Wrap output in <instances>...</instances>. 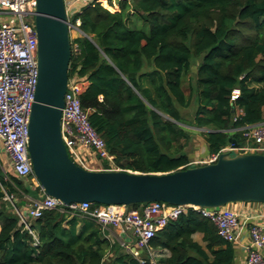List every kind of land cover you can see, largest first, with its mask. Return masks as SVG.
Wrapping results in <instances>:
<instances>
[{
  "label": "trees",
  "instance_id": "obj_1",
  "mask_svg": "<svg viewBox=\"0 0 264 264\" xmlns=\"http://www.w3.org/2000/svg\"><path fill=\"white\" fill-rule=\"evenodd\" d=\"M79 9L68 77L86 82L81 107L119 168L168 172L186 164L194 131L185 125L202 129L211 154L229 137L241 144V128L264 120V0H119L115 11L100 3ZM4 166L0 160V264H235L236 245L192 208L150 238L151 249L169 252L154 262L145 250H122L99 223L65 206L25 225L14 206L42 190Z\"/></svg>",
  "mask_w": 264,
  "mask_h": 264
},
{
  "label": "built area",
  "instance_id": "obj_2",
  "mask_svg": "<svg viewBox=\"0 0 264 264\" xmlns=\"http://www.w3.org/2000/svg\"><path fill=\"white\" fill-rule=\"evenodd\" d=\"M110 2L113 1L64 0L70 30L75 29L81 33L79 18H73L74 13L80 10L79 5L92 6L100 3L108 7ZM34 7L35 0H0V9L9 18L8 22L0 21V142L8 154L13 173L22 179H30L39 186L27 151V122L37 81ZM72 48L77 50L76 44ZM85 85V81L75 82L69 79L64 94L60 129L67 153L84 169H121L113 162V156L106 150L104 140L91 126L87 111L81 107L78 95ZM238 92L237 88L233 89L231 99L236 98ZM241 130L244 137L241 144L233 146L229 143L217 152L193 158L179 168L214 162L220 152L227 150L236 153H264V122L247 125ZM103 161L107 164L104 165ZM4 199L13 203L12 195L5 194ZM246 203H254L256 207H250L245 213L231 208V203L212 208L162 201L147 202L138 208L122 204H98L91 207L93 203L88 201L63 204L59 199L44 194L42 198L32 199L25 210L15 206L14 210L25 225L29 219L38 217L44 209L65 206L84 212L103 229L109 226L120 227L125 237L128 234V240L121 238V247L134 255L145 250L150 261L154 262L153 249L149 247L150 238L169 219H175L187 208H192L210 219L221 238L244 248V264H264V203ZM140 262L144 261L140 259Z\"/></svg>",
  "mask_w": 264,
  "mask_h": 264
},
{
  "label": "water",
  "instance_id": "obj_3",
  "mask_svg": "<svg viewBox=\"0 0 264 264\" xmlns=\"http://www.w3.org/2000/svg\"><path fill=\"white\" fill-rule=\"evenodd\" d=\"M37 81L27 122V151L44 194L63 204L147 203L203 208L264 203V153L222 151L216 161L168 172L93 170L77 165L61 138L60 117L69 82L71 36L64 0H35ZM228 142L236 146L232 137Z\"/></svg>",
  "mask_w": 264,
  "mask_h": 264
},
{
  "label": "crops",
  "instance_id": "obj_4",
  "mask_svg": "<svg viewBox=\"0 0 264 264\" xmlns=\"http://www.w3.org/2000/svg\"><path fill=\"white\" fill-rule=\"evenodd\" d=\"M8 20H9L8 15L0 9V21L8 22ZM263 122H264V120L259 122V123H263ZM7 156H8V154L6 153V151L3 148L2 143L0 142V160L2 162L6 163ZM3 168H4V170H7L5 168V166ZM31 183H32V189H34L36 185L33 182H31ZM37 195H38L37 198H42L44 196V193L42 191V192H39ZM17 200L19 201V199H17ZM31 201H32L31 196H28V195L23 196L20 199V204L22 205L21 210H25L27 205ZM230 206H231V208H233L234 210H236L240 213H245L246 211H249L250 207H252V206L256 207V205L254 203L251 204V203H246V202H244V203L235 202V203H231ZM103 231H104L103 236L105 238H107L111 243H114V242L117 243L120 247H121V245H120L121 238L128 240L126 238L128 234H126V237H125V235L123 234L120 227L109 226V227L104 228ZM193 237L195 240H197L203 244V242L201 241V234L199 232L195 233L193 235ZM236 247H237V254H236L235 264H244V261H245L244 248L241 245H236ZM121 249L124 250L122 247H121ZM168 253L169 252L166 249H153V259H154V261H156V260L160 259L161 257L168 255ZM112 254H113V252L108 250L106 252V255L104 258L105 261H109Z\"/></svg>",
  "mask_w": 264,
  "mask_h": 264
},
{
  "label": "rangeland",
  "instance_id": "obj_5",
  "mask_svg": "<svg viewBox=\"0 0 264 264\" xmlns=\"http://www.w3.org/2000/svg\"><path fill=\"white\" fill-rule=\"evenodd\" d=\"M113 2H110L107 4V6L109 7V9H111V11H115L118 10V2L117 0H112ZM137 25L139 27H143L144 29H147V26H141L140 22H137ZM79 33L77 32V30L73 29L70 30V36L71 38L77 36ZM184 86L186 87V81L184 82ZM195 107V105L193 106ZM192 107L187 108L186 110H184V115L186 117V119H190L191 115H192ZM185 127L193 130L194 132H192V137L189 139L188 143H186L184 149L185 151L189 154L190 157L192 158H199V157H205L208 154H206V147H205V143H204V139L201 135V128H197L195 126H190V125H185ZM7 171L12 172L11 169V164H10V159L7 156L6 158V167Z\"/></svg>",
  "mask_w": 264,
  "mask_h": 264
}]
</instances>
